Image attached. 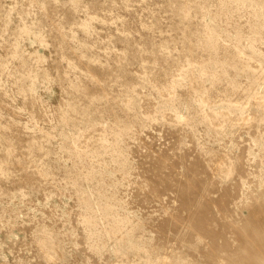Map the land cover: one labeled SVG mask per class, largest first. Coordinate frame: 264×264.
<instances>
[{
    "label": "rangeland",
    "instance_id": "1",
    "mask_svg": "<svg viewBox=\"0 0 264 264\" xmlns=\"http://www.w3.org/2000/svg\"><path fill=\"white\" fill-rule=\"evenodd\" d=\"M0 264H264V0H0Z\"/></svg>",
    "mask_w": 264,
    "mask_h": 264
}]
</instances>
